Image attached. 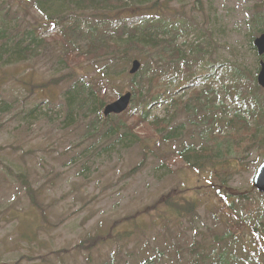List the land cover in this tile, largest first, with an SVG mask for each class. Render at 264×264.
I'll use <instances>...</instances> for the list:
<instances>
[{"label": "rangeland", "instance_id": "1", "mask_svg": "<svg viewBox=\"0 0 264 264\" xmlns=\"http://www.w3.org/2000/svg\"><path fill=\"white\" fill-rule=\"evenodd\" d=\"M7 1L3 13L11 21L9 28L16 23L36 26L46 45L29 62L0 66V264H103L111 257L118 259L116 264H134L155 254L166 264L215 261V245L230 228L225 199L237 196L253 210L257 206L259 193L252 178L264 161V91L252 92L257 57L249 39L257 29L252 18L257 11L264 12V2L117 0L127 5L114 15L117 21L135 24L143 14H154L167 24L165 30L158 26L164 30L160 39L168 43L169 58L163 64L166 70L178 65L177 57L185 51L190 74L176 83L181 71L164 74L174 86L161 88L173 97L160 96L147 107L148 117L166 118L172 127L186 125L182 139L159 142L151 128L138 126L132 115L143 100L135 94L128 117L137 125L112 147L107 137L90 128L94 118L90 112L66 118L61 92L81 76L101 78L96 68L104 67L101 72L106 76L97 84L104 106L125 90L137 89L146 78L129 74L131 59L139 56L153 66L154 54L134 50L129 62L106 56L80 63L73 46L65 47V31L44 29L42 16L31 4ZM67 53L68 65L58 64ZM221 62L242 72V89L227 70L220 72ZM188 82L195 86L183 92L181 86ZM203 90L209 91L205 97ZM171 99L179 104L176 111ZM185 102L203 117L196 118L194 128L213 120L214 136L204 135L202 141L199 129L191 134V120L180 106ZM220 131L226 132L232 152L225 153L223 147L218 158L229 155L227 160L198 171L176 155L190 138L195 146H205ZM259 131L260 146L253 142ZM29 191L35 193L39 207L30 201ZM172 197L196 205L188 216L190 223L175 220L165 210V201ZM253 223L249 220L247 225ZM195 239L204 251L188 258V245ZM250 263L264 264L262 259Z\"/></svg>", "mask_w": 264, "mask_h": 264}, {"label": "trees", "instance_id": "2", "mask_svg": "<svg viewBox=\"0 0 264 264\" xmlns=\"http://www.w3.org/2000/svg\"><path fill=\"white\" fill-rule=\"evenodd\" d=\"M18 1L22 2L19 5L23 7L25 2L31 4L32 8L42 16L43 23L41 24L44 29L51 27V29L56 28L65 31L67 37L65 47L69 49V46H73L76 50L75 60L80 63L84 61L95 62L100 58H106V56H110V60L122 58L129 62L131 52L134 50H138V52H152L155 56L156 63L151 66L146 60L140 57L143 61L142 68L138 74L133 76V78L138 76H145L146 78H141L137 89L132 88L134 91L132 97L134 98L136 94L141 97L140 101L141 99L144 101H141L140 109L132 117H137L138 126L145 125L151 128L153 131L152 136L159 142L176 141L183 137L186 133V128H184L186 125L179 123L172 127L166 118H159L157 116L148 117L151 112L147 108L148 104L159 99L160 96L165 95L160 90L162 85L166 87L171 85L170 82L166 81L167 76L165 78L163 75L169 73L171 70L175 72L181 71L180 77H176L175 79V82H178L180 79L184 80V77L187 79L190 74V62L187 61L188 55L185 51H182L178 55V65L166 70L163 64V59L169 58L168 43L166 40L160 39V36L167 27V24L160 23L159 18H156L154 14H143V18L135 24H128V22L122 19L117 21L114 15L117 11L127 6L126 4L122 5L117 0ZM138 1L145 2L146 0ZM5 4H8L7 0H0V66L29 62L31 58L39 54L38 49L46 45V43L39 36L36 26L32 25L29 28H24L16 23L9 28L8 22L11 21L4 18L3 13L6 8ZM252 22L258 27L256 32H262L264 30V12L257 11L252 18ZM160 24L163 25V31L158 30ZM249 46L252 50L251 41H249ZM69 59L70 54L67 53L62 55L57 63L60 64L63 62L64 66H67ZM102 69L104 67L96 68V71L101 74V78L99 79L93 78L92 76H81L75 79L61 92L62 100L60 104L64 108L67 119H73L79 114L90 112L94 117L90 122V128L95 130L96 133L107 137L111 142L110 146L115 147L123 142L128 134L133 133L132 129L137 123H129L128 112L130 108H127L126 111L119 115L110 114L107 117L101 115V107L104 101L97 84L101 82L102 77L106 76L101 72ZM161 70L163 71L162 74L160 73ZM235 70L236 72L233 71L232 77L240 85V90L243 88L245 80L242 72L238 69ZM161 78L163 84H161ZM251 84L254 86L252 92L260 91L254 79ZM207 92L203 90L202 96L205 97ZM170 96L168 95L167 97ZM256 102L258 100L255 99L253 101L254 106ZM171 104L173 110H176L179 106L173 99ZM180 106L181 110L188 114L191 120L192 124L189 128L191 134L199 129L198 131L202 136L215 135V132H212L214 129L213 120L207 126L204 122V126L194 128L197 125L196 118L202 117L199 114L200 111L196 110L188 102ZM206 108L207 106L202 111ZM5 109L8 110L7 108ZM94 121H97V123H94ZM148 121H151V127H149ZM215 123H217L216 120ZM228 123H231V121ZM259 133L260 131L254 135L253 142L260 146L262 140L259 138ZM262 133H264V129ZM191 134L189 137L192 136ZM135 136L140 137L138 134ZM217 136L212 141L207 140L208 145H201L199 147L194 145L195 143L192 141L194 138H190V141L185 145L183 144L184 146L180 149H176L175 153L178 157L184 159L188 166L194 170H203L209 165L213 166L219 161L227 160L229 155L218 158L219 154L223 151V147L225 153L229 154L232 152L229 142L226 139V132L220 131ZM201 140L206 141L205 137H202ZM144 146L148 147L149 145L145 144ZM207 148L209 149L208 151L206 150ZM28 194L30 201L36 207H39L36 202L37 197L35 193L29 191ZM242 201L237 196L231 201H228V198L225 199V210L229 216L230 222L228 225H230V228L226 236L219 240L218 245H215V261H210L211 264H251L250 262H255L259 259H262L264 262V195L258 194L255 210L246 202ZM219 204L220 201H214V205ZM196 209L197 207L194 203L187 202V205H184L174 197L165 201V210L173 213L175 220H185L190 223L188 216ZM249 220L254 222L250 226L247 225ZM239 232H241V235H239ZM201 251H204L201 241L195 239L188 245V258L200 254ZM240 258L242 259L241 261ZM117 260L111 257L108 263L103 264H116ZM162 260L156 254L147 255L142 261L134 264H166ZM207 261V258L202 260L194 259L193 264H206Z\"/></svg>", "mask_w": 264, "mask_h": 264}, {"label": "water", "instance_id": "3", "mask_svg": "<svg viewBox=\"0 0 264 264\" xmlns=\"http://www.w3.org/2000/svg\"><path fill=\"white\" fill-rule=\"evenodd\" d=\"M254 46L257 49L258 56L264 55V33L256 37L253 41ZM140 67V63L137 60L132 61L131 68L129 72L131 74L135 73ZM257 83L264 88V61L259 60V69L257 74ZM131 98V93L126 92L121 95L115 101L108 103L103 108V115L107 116L109 114H120L128 106ZM253 187H255L259 192L264 193V161L257 167L252 180Z\"/></svg>", "mask_w": 264, "mask_h": 264}, {"label": "bare ground", "instance_id": "4", "mask_svg": "<svg viewBox=\"0 0 264 264\" xmlns=\"http://www.w3.org/2000/svg\"><path fill=\"white\" fill-rule=\"evenodd\" d=\"M263 59V61H264V58H262ZM110 115V114H109ZM108 116V115H107ZM107 116H104V117H107Z\"/></svg>", "mask_w": 264, "mask_h": 264}]
</instances>
